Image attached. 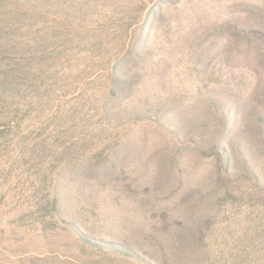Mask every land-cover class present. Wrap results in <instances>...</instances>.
<instances>
[{
    "label": "rangeland",
    "instance_id": "1",
    "mask_svg": "<svg viewBox=\"0 0 264 264\" xmlns=\"http://www.w3.org/2000/svg\"><path fill=\"white\" fill-rule=\"evenodd\" d=\"M0 264H264V0H0Z\"/></svg>",
    "mask_w": 264,
    "mask_h": 264
}]
</instances>
